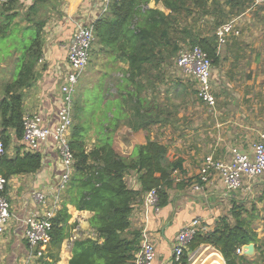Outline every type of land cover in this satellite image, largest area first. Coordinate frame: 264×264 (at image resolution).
Returning a JSON list of instances; mask_svg holds the SVG:
<instances>
[{
  "label": "trees",
  "instance_id": "obj_1",
  "mask_svg": "<svg viewBox=\"0 0 264 264\" xmlns=\"http://www.w3.org/2000/svg\"><path fill=\"white\" fill-rule=\"evenodd\" d=\"M58 1L33 0L23 14L31 25L29 44L22 48L16 76L5 84L0 99V141L4 148L0 155V175L7 180L16 175L35 173L42 166L39 152H17L9 156L6 150L12 130L16 140L23 143V91L34 83L35 67L42 57L43 28L47 20L45 12L48 6ZM155 2H161L168 13L148 8L149 0H120L112 2L92 24L94 42L89 62L94 63L103 56L111 63H125L124 93L119 95L111 124L97 129V138L90 148L81 127L72 128L69 138L73 153L72 171L65 189L59 194L60 208L51 220L50 240L37 264H56L59 261L62 243L76 228L75 223H69L68 205L92 214L88 222L96 235L95 238L72 241L68 264H133L143 239V232L131 224L134 206L142 203L148 192L155 190L156 207H166L169 204L168 191L174 182L173 171H182L183 159L168 155V147L157 137L152 139L150 136L145 138V143L135 145L132 154L123 155L114 145L116 133L121 129L116 121L126 117L133 132H149L158 124V129L165 125L174 129L178 120L171 118L170 104L161 103L156 97L164 85L162 66L170 64L180 52L198 46L211 60L214 77L213 72L224 69L231 57L220 54L216 30L232 17L242 14L254 0ZM18 3V0H6L1 4L0 34H6V29L11 27V21L18 12L9 11L20 9ZM236 38L230 36L226 43L234 39L232 44ZM234 57L238 59L240 56L236 54ZM157 135H160L158 131ZM131 177L138 184L137 188L130 186ZM246 212L241 204H235L230 210L231 218L219 217L212 231L198 230L179 260L172 257L170 264H189V253L200 245L216 249L225 264H264V239L258 237L250 220L243 217ZM247 244L254 245L253 256L236 253L238 248Z\"/></svg>",
  "mask_w": 264,
  "mask_h": 264
},
{
  "label": "crops",
  "instance_id": "obj_2",
  "mask_svg": "<svg viewBox=\"0 0 264 264\" xmlns=\"http://www.w3.org/2000/svg\"><path fill=\"white\" fill-rule=\"evenodd\" d=\"M18 2L21 5L20 9H12L9 13L18 12L12 19L11 26L12 30H15L18 41L21 42L23 39L25 41L28 39L31 25L25 21L23 14L33 4V0H18ZM147 7L157 8L165 14L168 13L162 3H156L155 0H149ZM45 13L47 20L43 28V53L41 61L35 67L34 83L23 91V116L38 113L43 119V124L48 126L56 122V113L61 106L60 88L68 70L66 58L76 28L82 24L89 25L97 19L100 13L99 0H60L55 5L48 6ZM0 15L1 22L3 19L1 11ZM232 20L239 31L237 37L241 35L244 46H264V39L257 37L258 33H264V3H252L244 13L235 16ZM15 44L8 54L0 56V99L5 84L16 76L18 58L25 46L18 47L19 43L15 42ZM103 65L107 74L114 76L116 86L111 87L110 79H107L105 84H102L101 80L96 84L101 90L102 101L99 106L101 108L85 113L83 108L85 103L82 102L83 104L80 106H77V103L74 104L72 110V119H74L72 127H81L88 148L97 138V129L100 130L111 124L113 114L116 112V105L119 102V95L124 93L123 88L119 89V86L124 84L123 74L127 65L120 61L111 63L109 59H106ZM109 70L110 73H108ZM213 85L212 82V88ZM77 99V96H74L75 102ZM224 111L226 118L221 121L216 120L215 124H212L211 130L207 132L186 129L182 133L174 134V129L169 125L158 129L160 124L154 125L152 131L149 132H133L127 125L126 117H120L116 121L121 129L116 133L114 145L123 155L132 154L134 146L145 143V138L150 136L152 139L157 137L159 142L168 147V155H175L183 159L182 171H173L172 174L174 182L173 187L168 191L169 204L164 208H157L148 205L144 198L142 203L134 206L131 216L132 227L145 232L153 245L155 252L153 264H170L175 238L179 231L191 221L199 220L198 230L200 231H212L219 217L228 216L231 218L230 210L235 204L244 206L243 198L253 193L254 186L264 185V182L256 180L259 178L245 179L238 190L227 192L220 179L212 172L207 175L205 182L200 181L199 169L206 155L213 153L217 157L226 158L232 147L245 151L239 148L242 147L243 142L251 141V137H256L255 141H251L253 144L258 139L259 133H253L254 128H251V124H238L237 120L233 119L235 114L232 115V111L227 109ZM179 123H175V128ZM90 127L94 128V134L88 135L91 131ZM157 131L160 135L156 136ZM9 135L11 141L6 150L9 156H14L17 152L19 154L30 152L24 142L16 140L13 130L9 132ZM238 145L239 147H237ZM39 148L42 155L41 168L35 173L16 175L8 180L5 196L10 205L11 219L5 231L0 234V264H23L27 257L29 248L23 235L24 219L32 214H41L44 210L41 204L36 203L34 194L45 193L49 205L54 200L53 189L56 187L59 175L57 151L51 141L41 143ZM224 150L225 155H218L222 154ZM251 150L252 145L245 152ZM129 184L134 188L138 187L132 177ZM196 185L199 186L198 189H196ZM68 212L70 214L69 223H75L76 228L71 230L70 237L62 243L59 261L56 264H68L72 255L71 246L74 239L95 238L96 236L88 222L92 215L90 212L77 211L71 205H68ZM210 249H212L211 252L214 251L221 256L213 247L200 245L189 253V264L195 263L197 256L200 258L205 251H210ZM220 259L222 264H225L222 256ZM206 261L210 264L208 258Z\"/></svg>",
  "mask_w": 264,
  "mask_h": 264
},
{
  "label": "built area",
  "instance_id": "obj_3",
  "mask_svg": "<svg viewBox=\"0 0 264 264\" xmlns=\"http://www.w3.org/2000/svg\"><path fill=\"white\" fill-rule=\"evenodd\" d=\"M120 0H99V16L105 13L112 2ZM255 4H263L264 0H254ZM93 23L80 25L76 28L72 44L68 48L66 58L67 72L64 75L60 91L62 94L61 106L56 113V122L53 125H44L38 113L23 116L22 141L30 152H41L39 145L51 141L58 155L59 175L56 187L53 189L54 200L49 205L45 193H35L36 203L41 204L44 210L41 214H32L24 219V238L28 244V254L23 264H37L43 255L49 240L51 220L60 207L59 194L65 189L69 175L72 171L73 153L69 145V138L73 126L72 110L73 97L79 78L89 63V52L94 42ZM219 46L226 43L230 36H238L239 31L234 20L228 21L216 30ZM41 61V60H39ZM177 67L184 73L191 74L196 82V96L208 108L216 106V98L212 88V63L206 53L198 46L179 53L176 60ZM4 153L0 141V155ZM41 154V153H40ZM177 172V170H174ZM213 173L217 176L227 192L238 190L245 179L264 177V132H260L256 142L252 144L250 152L241 151L236 147L229 150L226 158L217 157L213 153L206 155L199 169L200 181L205 182L207 175ZM8 180L0 175V234L5 231L11 219L9 202L4 194ZM199 186L196 185V189ZM148 205L156 207V191L146 194ZM157 210V208H156ZM199 220L195 219L179 231L172 246L174 260H179L183 250L198 231ZM236 253L242 254L243 248ZM155 252L145 232L139 251L135 253L133 264H153Z\"/></svg>",
  "mask_w": 264,
  "mask_h": 264
},
{
  "label": "rangeland",
  "instance_id": "obj_4",
  "mask_svg": "<svg viewBox=\"0 0 264 264\" xmlns=\"http://www.w3.org/2000/svg\"><path fill=\"white\" fill-rule=\"evenodd\" d=\"M2 2L4 0H0V11ZM234 18L232 17L231 20ZM5 32L4 35L0 34V56L8 54L16 45L15 42L19 43L18 47L29 44V40L18 41L12 26ZM260 34L261 32L257 37L264 39V33ZM233 40H229L219 48L222 57H231H229V61H226L224 69L219 70L218 73L213 72L215 76H212V82L216 97V106L213 109L208 108L197 98L194 92L196 89L194 78L177 67V57L169 62L170 64L162 66L164 85L159 89V93H156V97L159 102L170 104V109L173 112L171 118L180 122L174 128V134L182 133L186 129L210 131L216 120L221 121L226 118L224 109L232 111V115L235 114L233 119L237 120L238 124H251L254 134L264 132V46H244L241 35L231 44ZM236 54L240 56L238 59L234 57ZM104 62L106 59L99 57L98 61L88 63L76 86L74 96H77L78 99L76 102L73 101V107L76 103L77 106L85 103L83 104L85 113H90L93 109L97 110L101 105L102 97L100 87L96 84L100 80L102 84H105L107 79H110L111 87L116 86L114 76L108 75L107 70L103 69ZM232 64H235V67H232ZM123 87L124 85L120 84L119 89ZM224 114L225 116H223ZM89 129L91 131L88 135L94 134V128L90 127ZM250 139L255 141L256 137ZM251 141L243 142L242 147L239 145L237 147L246 151L252 145ZM223 153L218 155H225ZM256 180L264 182V177ZM243 200L244 206H242L247 209L243 217L250 220L258 237L264 239V185L254 186L253 193L244 196ZM211 251L212 249L205 251L200 258L197 256L196 262L193 264H209L206 258Z\"/></svg>",
  "mask_w": 264,
  "mask_h": 264
},
{
  "label": "bare ground",
  "instance_id": "obj_5",
  "mask_svg": "<svg viewBox=\"0 0 264 264\" xmlns=\"http://www.w3.org/2000/svg\"><path fill=\"white\" fill-rule=\"evenodd\" d=\"M220 257L216 252H211L207 258L210 260V264H222Z\"/></svg>",
  "mask_w": 264,
  "mask_h": 264
},
{
  "label": "water",
  "instance_id": "obj_6",
  "mask_svg": "<svg viewBox=\"0 0 264 264\" xmlns=\"http://www.w3.org/2000/svg\"><path fill=\"white\" fill-rule=\"evenodd\" d=\"M243 248V255L246 256H253L255 254L254 245L253 244H247L242 246Z\"/></svg>",
  "mask_w": 264,
  "mask_h": 264
}]
</instances>
